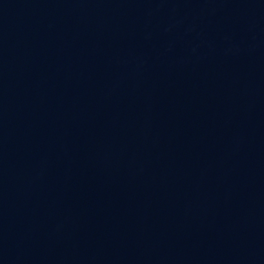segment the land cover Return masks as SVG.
<instances>
[{"label": "water", "instance_id": "1", "mask_svg": "<svg viewBox=\"0 0 264 264\" xmlns=\"http://www.w3.org/2000/svg\"><path fill=\"white\" fill-rule=\"evenodd\" d=\"M0 264H264V0H0Z\"/></svg>", "mask_w": 264, "mask_h": 264}]
</instances>
